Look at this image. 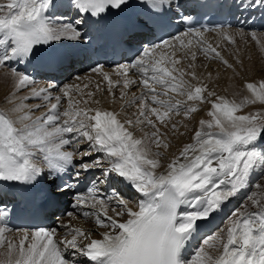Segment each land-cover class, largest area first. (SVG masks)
Wrapping results in <instances>:
<instances>
[{"label": "snow or ice", "instance_id": "obj_1", "mask_svg": "<svg viewBox=\"0 0 264 264\" xmlns=\"http://www.w3.org/2000/svg\"><path fill=\"white\" fill-rule=\"evenodd\" d=\"M64 2L75 13L68 20L66 14H56L60 0H0V70H8L11 95L18 101L7 111L0 109V185L28 189L51 180L52 197L71 194V207L94 218L102 238L64 219L55 220L53 228L14 229L0 212V264H264V111L240 114L249 104L264 105V81L247 83L251 96L237 103L186 79H197L194 47L233 67L202 39L213 29L192 26L189 0ZM238 6L264 9V0H239ZM177 16L189 25L187 30L153 43L151 38L172 26ZM114 19L119 43L133 57L118 65L120 79L113 80L98 62L91 72L106 82V89L97 83L96 91L106 90L113 101L119 91L125 107L136 109L131 116L122 120L120 112L100 106L95 91L85 93L76 84L63 91L53 83L35 86L29 67L39 63L65 70L74 56L66 50L68 42L87 49L90 33L83 28ZM220 31L228 36L222 26ZM251 37L257 39V33ZM178 52L189 59L187 68L178 67ZM132 86L140 94L126 99ZM25 90L28 95H18ZM170 93L193 103L175 100ZM205 93L216 96L208 113L212 119L201 120L194 142L163 165L160 149L170 145L162 129L177 130L173 116L183 112L191 118L196 104L207 99ZM32 99L40 102L25 103ZM42 107L47 111L35 116ZM82 144L87 145L83 150ZM119 184L140 195L135 207L117 191ZM241 192H247L245 199L256 210H234L223 234L204 236L189 253L204 222ZM62 215L75 219L76 211ZM13 232L20 235L10 238Z\"/></svg>", "mask_w": 264, "mask_h": 264}, {"label": "rangeland", "instance_id": "obj_2", "mask_svg": "<svg viewBox=\"0 0 264 264\" xmlns=\"http://www.w3.org/2000/svg\"><path fill=\"white\" fill-rule=\"evenodd\" d=\"M230 32V33H229ZM228 33H229V36H231L232 38H234V40H235V43H231L230 42V40L228 39L227 41H228V45H223V46H221V45H215V46H217L216 48H217V50L218 51H220L221 52V54H222V56L224 57V59L225 60H227L230 64H232L233 65V67L232 68H228L226 65H224L221 61H219L220 59L219 58H217V59H215L214 61H211V63H209L207 66L205 65V69H207L206 70V73H205V80L207 79V81H208V86H207V88L210 86L211 88H208L209 89V91H211V89H212V85H213V80L214 79H212L211 78V75H210V73H212L211 72V70H216V72H220V73H226L225 75H229V77H231L232 78V74H234L233 76H236V83H237V88H236V94L234 95V97H233V101H235V102H237V103H239V102H241L245 97H250L251 96V93L248 95L246 92H245V90L243 89L244 87H246V85H247V83H256V84H259V82H261V81H264V31L263 32H260V33H257V39H253L252 37H251V33L249 32V34L247 33V32H241V31H229ZM238 32V33H237ZM224 36V35H223ZM222 36V37H223ZM235 36V37H234ZM217 60H218V62H217ZM188 61V60H187ZM190 61H188V63H189ZM192 63H194L195 64V71H198L197 69H198V67H201V66H199L200 64H197V62L196 61H194V62H192ZM208 63V62H207ZM216 65H215V64ZM214 64V65H213ZM218 64V65H217ZM209 69H211V70H209ZM7 69H4V70H0V72H2V73H4V74H6V76L5 77H7V79H8V81H11V78L10 77H8L7 76ZM228 72V73H227ZM88 74L86 75V73L85 74H83L84 76H85V78H84V80L83 79H80V80H77V82H78V84H76V85H78L79 87H80V89L83 91V92H85V93H87V92H89L90 90H88L89 89V87L88 88H84L83 86H84V84L87 82V84H89L90 85V87H92V89H91V91H94V89L96 90V79L94 80V73H91V71H89V72H87ZM90 73V74H89ZM3 74V75H4ZM96 74V73H95ZM90 76V77H93V79H89V77H86V76ZM210 75V76H209ZM83 76V77H84ZM96 76H98V75H96ZM100 77V76H99ZM118 77V76H117ZM198 77V76H197ZM226 76H224L223 78L219 75V77L217 78V80H215V84L216 83H221V81H222V83L224 84V78H225ZM228 77V78H229ZM222 78V79H221ZM198 79V78H197ZM199 80V79H198ZM94 81V82H93ZM206 81V82H207ZM12 82V81H11ZM72 82H74V80L72 81ZM71 82V80L70 81H67V82H65L64 83V85H62L60 88H59V90L60 91H63V90H61L62 88H64L66 85H69V84H73ZM106 82L104 81V84H105ZM88 85V86H89ZM243 85V86H242ZM239 86H241V87H239ZM94 87V88H93ZM37 88H39V87H37ZM102 88H104V89H106V84L105 85H103V87ZM214 89H216V88H214ZM227 89V88H226ZM226 89H225V91H226ZM137 90H139V88L138 87H136L135 89H134V91L136 92ZM54 91V93L55 94H59L58 92H56L55 90H53ZM129 91V90H128ZM220 91V90H219ZM8 92V94H11V93H13L14 92V89H13V85H9L8 84V82L7 83H4L3 82V80H0V104L1 103H5L6 102V99H5V97H3L6 93ZM119 92V91H118ZM29 94V92L27 91V90H25L24 92H22V93H19L18 95H28ZM131 94V92L129 93V95ZM139 94H140V92H139ZM138 94V95H139ZM95 97L97 98V99H102L101 101H103L104 100V98L106 97V95H108V92L105 90L104 92H100V91H97L96 93H95ZM205 95H206V97L207 98H209V96L207 95V93H205ZM12 96V95H11ZM105 96V97H104ZM110 96L111 95H109V99H110V103H109V100H108V103H107V106L109 107V109L108 110H110V111H112V110H114V111H117V112H120L121 113V115L123 114V116H125L126 115V113H127V111H129V113L127 114L128 116H131V114L132 113H134L135 111H136V109L135 108H125L124 109V105H125V102H124V104L122 105V106H120L119 107V109H117V104H116V106H115V102H116V100L115 101H113V98H112V96H111V98H110ZM4 98V99H3ZM10 98V97H9ZM131 97L129 96V97H127L126 99H130ZM210 99V98H209ZM209 99L207 100H205V102H207L206 104L208 105L212 100L210 99V101H209ZM185 102H187V101H185ZM205 102H204V104H205ZM209 102V103H208ZM25 103L26 104H28L29 106H31L32 104H36V103H39L38 101L37 102H33L32 100H27V101H25ZM109 104H110V106H109ZM191 104V103H190ZM198 104V105H197ZM196 104V106H197V108H198V110L199 111H197L196 113H193L192 114V116H191V118L190 119H192V122L193 121H195V122H197V120L198 119H200L199 117L201 116V113H209V110H208V108L210 109V107H207V105H205L204 106V104L203 103H197ZM211 104V103H210ZM204 107H203V106ZM0 106H2V105H0ZM66 106V105H65ZM209 106V105H208ZM125 110V112H123ZM208 110V111H207ZM26 111H27V109H26ZM45 111H47V109L46 108H40L39 110H35L34 111V115L35 116H39V113H40V115H41V113L42 112H45ZM258 111H264V105H260L259 103H257V104H249V105H247L243 110H242V113H240V114H247V113H255V112H258ZM123 112V113H122ZM199 112V113H198ZM183 112H181V114H182ZM197 118H196V117ZM120 118H121V116H120ZM177 118H180L178 115H177ZM175 119L176 121L175 122H177L178 121V129L177 130H172L171 128H168L167 130H165V129H162L163 131L165 130L166 132H167V136H166V140L168 141V143H169V147L167 148V149H165V148H161L160 149V151L164 154L162 157H161V161H163V159H164V161L166 160V158H171V156H172V154H173V150H176V149H178V147H179V144H177V143H179V141L180 142H183L184 141V139H185V135H184V132H183V130H184V125H183V123H181V122H179V120L178 119ZM196 118V119H195ZM121 119H124V118H121ZM189 119V120H190ZM194 122V123H195ZM170 129V130H169ZM169 130V131H168ZM171 131V132H170ZM181 132H183V133H181ZM136 135L137 136H140V135H142V133H140L139 131H136ZM169 137V138H168ZM83 145H86V144H83ZM81 146V145H80ZM164 162H162V164H163ZM257 172H259V169H257ZM257 177H254V180L256 179ZM262 183H264V181H261ZM249 191H255V189H249ZM246 195H247V192H241L240 194H238V196H239V199H238V202H237V204L234 206V208H233V210H232V212L234 211V210H237V209H239L240 211H244V208L245 207H248V209L250 210V211H255L256 209H255V207L254 206H251L250 205V201H247L246 199H245V197H246ZM131 203H133L132 201H131ZM232 212H231V214H232ZM231 214H230V216H231ZM229 216V217H230ZM229 217L227 218V220H226V222L225 223H227V221H229L230 219H229ZM231 221V220H230ZM223 224V226H222V228H224V226L226 225V224ZM221 228V229H222ZM214 233H216V231L214 232ZM213 234V233H212ZM212 234H211V236H212ZM20 235V234H19ZM18 234H9V237L10 238H17L18 236H19ZM208 237H210V236H208ZM3 252V249H0V253H2ZM0 259H3V256L2 255H0Z\"/></svg>", "mask_w": 264, "mask_h": 264}, {"label": "bare ground", "instance_id": "obj_3", "mask_svg": "<svg viewBox=\"0 0 264 264\" xmlns=\"http://www.w3.org/2000/svg\"><path fill=\"white\" fill-rule=\"evenodd\" d=\"M69 17V19H71V16H68ZM227 30V29H226ZM229 31H232L233 32V30H228V32ZM241 32H243V31H241ZM230 33V32H229ZM229 33H228V36H229ZM238 33V32H237ZM249 34V33H248ZM224 34L221 32V31H217V32H213V33H211V34H206V33H204V35H203V40L207 43V44H209V45H211L212 47H217L218 45H221V46H223V45H228V36H223ZM223 36V37H222ZM235 37V36H234ZM189 39H191V37H189ZM195 43V42H194ZM215 45H217V46H215ZM192 51H196L197 52V59H196V62H197V64H200L199 66H201V67H198V71H195L196 72V76H198L197 78L199 79H191L190 77H187L186 79H189V81H190V83L191 84H193V85H202V84H208V81H207V79L205 80V73H206V70L207 69H205V65L207 66L209 63H211V61H214L215 59H209V58H207V57H205V55H203L200 51H199V49L198 48H196V47H194V48H192L191 49ZM222 55V54H221ZM177 57L178 58H181V60H182V63L180 64V65H178V67H181V68H187V66H188V61H189V59H187V58H184L183 57V53H180V52H178L177 53ZM188 60V61H187ZM220 61V60H219ZM208 62V63H207ZM217 62H218V60H217ZM215 64V63H214ZM213 64V65H214ZM216 65V64H215ZM218 65V64H217ZM118 67H113V68H110V69H106V68H104V71H106V72H108L109 73V75L112 77V79L113 80H116V79H120V77H117V75H116V73L118 72ZM195 70V69H194ZM209 70H211V69H209ZM211 72L212 73H210V75H211V78L212 79H214L213 81V85H212V89H211V91H209V89H208V91L209 92H215L216 93V96H223V97H225V98H227L228 100H230V101H233V97H234V95L236 94L235 92H236V88H237V79H236V76H233L234 74H232V78L231 77H229V75L227 74V75H225L226 73H220V72H216V70H211ZM92 73V72H91ZM228 73V72H227ZM4 73H2V72H0V80H3V82L4 83H7L8 82V84L9 85H12V82L11 81H8V79H7V77H5L6 76V74H4ZM88 73H86V75H87ZM90 74V73H89ZM94 76V80L96 79V82L97 83H99L100 84V87L102 88L103 87V85H105L104 84V81H103V79H102V77L99 75V74H93ZM96 75H98V76H96ZM130 75H131V73H130ZM209 75V76H210ZM219 75L223 78L224 76H226L223 80H224V84L222 83V81H221V83H216L215 84V80H217V78L219 77ZM100 76V77H99ZM231 76V75H230ZM86 77H89V79H93V77H90L89 75L88 76H86ZM229 77V78H228ZM83 80H84V78H85V76L83 77H81ZM136 78H138V75H137V77ZM221 78V79H222ZM207 81V82H206ZM218 81V80H217ZM94 82V81H93ZM73 84H78V82H77V80H74V82H72ZM87 83V82H86ZM96 83V84H97ZM89 85V84H88ZM208 86V85H207ZM243 86V85H242ZM38 87H44V86H38ZM89 87V89L88 90H90L91 91V89H92V87H90V85L88 86ZM137 86H132L131 87V89L129 90V93L131 92V94H136V95H138L139 94V92H140V89L139 90H137L136 92L134 91V89L136 88ZM239 87H241V86H239ZM94 88V87H93ZM208 88H211L210 86L208 87ZM214 88H216V89H214ZM227 88V89H226ZM225 89H226V91H225ZM244 90H245V92L249 95L250 94V92L247 90V87H244L243 88ZM220 90V91H219ZM94 91H95V93L97 92L95 89H94ZM102 93V92H101ZM131 94L129 95L130 97H131ZM170 95L171 96H173L174 97V99L175 100H180L181 102H185L186 101V97H182V96H179V95H176V94H174V93H170ZM208 95V94H207ZM96 96V95H95ZM116 96H117V98L115 99L116 100V102H115V106H116V104H117V109H119V107L120 106H122L123 104H124V102H125V100H121L120 98H119V92L117 91V93H116ZM206 96V95H205ZM216 96H209V98L212 100V101H214V100H216ZM3 97H5V99H6V102L5 103H1L0 105H2V106H0V109H4L5 111H7V110H9V109H11L12 107H13V104L14 103H17L18 101H16V100H14L13 99V96H11V94H8V92L3 96ZM10 97V98H9ZM105 97V96H104ZM110 98H111V96H110ZM209 98H207V100L209 99ZM4 99V98H3ZM210 99H209V101H210ZM100 100V99H99ZM102 100V99H101ZM100 100V101H101ZM108 100H109V103H110V99H109V93H108V95H106V97L104 98V100L103 101H101V105L100 106H102V107H104V108H106V109H109V107L107 106V103H108ZM32 101L33 102H37V100H35V99H32ZM205 102V101H204ZM204 102H202L203 104H204ZM186 103H188V104H192L193 102H191V101H187ZM207 102H205V104H204V106L205 105H207L206 104ZM209 103V102H208ZM211 103V102H210ZM208 104L207 105V107H210V109L208 108V110H209V112H211V111H213V106H212V103L211 104ZM198 105V104H197ZM95 106V105H94ZM109 106H110V104H109ZM203 106V105H202ZM203 106V107H204ZM126 107H125V105H124V109H125ZM126 110V109H125ZM125 110L123 111V112H125ZM207 110V111H208ZM199 111V110H198ZM122 112V113H123ZM129 113V111H127V113H126V115ZM199 113V112H198ZM180 118H177V116H173V121L175 122L176 120V118L179 120V122H181V123H183V125H184V130H183V132H184V137H185V139H184V141L183 142H180L179 141V143H177V144H179V147H178V149H176V150H173L172 152H173V154H172V156H171V158H166V160L164 161V159H163V161L162 162H164L163 163V165H167L169 162H171V160L172 159H174L176 156H178L179 155V153L183 150V148L187 145V144H190V143H193L194 142V137H195V132L196 131H198V130H200L201 129V125H200V121L201 120H204V121H208V120H211L212 119V117L210 116V115H208V113L206 114V113H201V116L199 117L200 119H198L197 120V122H195V121H193L192 122V119H190V118H188V117H186L185 115H184V113H182V114H180V115H178ZM125 116H123V114L121 115V118H124ZM196 117V116H195ZM197 118V117H196ZM195 118V119H196ZM190 119V120H189ZM123 120V119H122ZM195 122V123H194ZM177 123H178V121H177ZM169 128H171V127H169ZM165 130H167V129H165ZM164 130V131H165ZM170 130V129H169ZM168 130V131H169ZM215 130V129H214ZM171 132V131H170ZM183 132H181V133H183ZM169 138V137H168ZM169 141V140H168ZM165 149H167V148H165ZM160 171H163V168L162 169H160ZM238 199H239V196L237 195L235 198H233L228 204H227V206L223 209V211L221 212L222 213V215H225L229 210H231L232 209V206L233 205H236L237 204V202H238ZM135 204H136V202L135 203H131V206H133V207H135ZM111 214V213H110ZM214 218V217H213ZM213 218H211L210 219V221H213ZM62 219H64L65 220V223H67L68 222V220H71V224L73 225V226H76V227H80V228H82V229H85V230H88V231H93L94 233H95V235H94V238H97V239H99V238H102L100 235H99V233L100 232H102L103 231V229H98L97 228V226L95 225V221H94V218H91V219H88V218H84L83 216H81V215H79V211L78 210H76V218L75 219H72V218H62ZM226 225L224 226V228H220L219 230H217L216 232H220V234H223L226 230H227V228L230 226V224H231V221L229 220V221H227V223H225ZM58 230V232H62L63 231V229H57ZM15 234H20V233H14V235ZM210 237H211V235H210ZM76 259H78V260H84V258H82V257H76Z\"/></svg>", "mask_w": 264, "mask_h": 264}]
</instances>
